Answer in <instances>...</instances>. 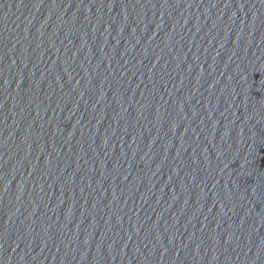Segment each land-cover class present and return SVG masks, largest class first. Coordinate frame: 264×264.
<instances>
[{
	"label": "water",
	"instance_id": "obj_1",
	"mask_svg": "<svg viewBox=\"0 0 264 264\" xmlns=\"http://www.w3.org/2000/svg\"><path fill=\"white\" fill-rule=\"evenodd\" d=\"M0 264H264V0H0Z\"/></svg>",
	"mask_w": 264,
	"mask_h": 264
}]
</instances>
